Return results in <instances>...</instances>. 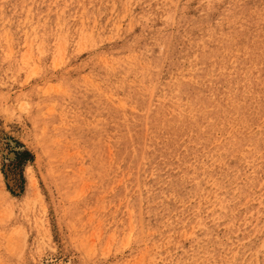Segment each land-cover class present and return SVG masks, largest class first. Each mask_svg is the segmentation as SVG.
I'll use <instances>...</instances> for the list:
<instances>
[{
  "label": "rangeland",
  "instance_id": "rangeland-1",
  "mask_svg": "<svg viewBox=\"0 0 264 264\" xmlns=\"http://www.w3.org/2000/svg\"><path fill=\"white\" fill-rule=\"evenodd\" d=\"M0 264H264V0H0Z\"/></svg>",
  "mask_w": 264,
  "mask_h": 264
},
{
  "label": "bare ground",
  "instance_id": "bare-ground-1",
  "mask_svg": "<svg viewBox=\"0 0 264 264\" xmlns=\"http://www.w3.org/2000/svg\"><path fill=\"white\" fill-rule=\"evenodd\" d=\"M54 9V8H53ZM151 142V141H150ZM152 166V165H151Z\"/></svg>",
  "mask_w": 264,
  "mask_h": 264
}]
</instances>
